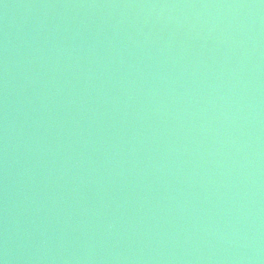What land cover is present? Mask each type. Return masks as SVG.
I'll return each instance as SVG.
<instances>
[{"label": "water", "instance_id": "95a60500", "mask_svg": "<svg viewBox=\"0 0 264 264\" xmlns=\"http://www.w3.org/2000/svg\"><path fill=\"white\" fill-rule=\"evenodd\" d=\"M0 264H264V0H0Z\"/></svg>", "mask_w": 264, "mask_h": 264}]
</instances>
